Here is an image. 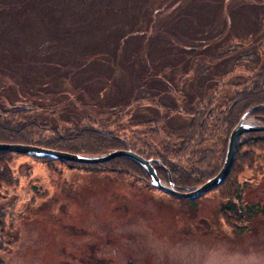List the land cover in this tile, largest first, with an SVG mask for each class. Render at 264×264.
I'll return each mask as SVG.
<instances>
[{
    "label": "rangeland",
    "instance_id": "rangeland-1",
    "mask_svg": "<svg viewBox=\"0 0 264 264\" xmlns=\"http://www.w3.org/2000/svg\"><path fill=\"white\" fill-rule=\"evenodd\" d=\"M52 1L0 0L3 104L29 96L45 110L40 120L52 126L96 117L173 169L223 168L231 133L213 120L264 72V0ZM137 27L135 35L120 37ZM65 30L74 32L69 39L55 33ZM211 99L215 110L206 107L214 113L200 147L198 135L182 150L186 144L177 137L201 119L200 106ZM245 140L232 177L194 199L159 191L138 171L91 173L14 155L17 184L0 196V258L5 264H264V142L249 166ZM239 190L244 209L261 211L253 218L245 212L239 220L227 208L239 203Z\"/></svg>",
    "mask_w": 264,
    "mask_h": 264
},
{
    "label": "trees",
    "instance_id": "trees-1",
    "mask_svg": "<svg viewBox=\"0 0 264 264\" xmlns=\"http://www.w3.org/2000/svg\"><path fill=\"white\" fill-rule=\"evenodd\" d=\"M53 4V2L51 0ZM64 2L61 3L63 5ZM63 6H61L62 8ZM42 11V10H40ZM50 13V12H49ZM54 13V12H53ZM77 20L75 21V23ZM75 25V24H73ZM131 29V28H130ZM141 27H137L135 30L130 32H125L120 37L124 38L129 35V33L136 34L140 30ZM61 39H69V35H73L72 30H65L60 32H55ZM56 39H54L55 41ZM53 41V42H54ZM57 42V40H56ZM260 75V74H259ZM258 75V76H259ZM53 77V76H52ZM26 79L27 82L30 83L31 78L30 76L22 77ZM55 79V77H53ZM33 84V82H32ZM34 85V84H33ZM5 88V87H3ZM2 89V88H1ZM0 89V90H1ZM3 94V91L0 92V95ZM17 95V92L15 93ZM236 98L234 101L227 103L224 112H220L215 114V120H213V125H217L218 128L225 126V130H228L230 134L231 131L234 129L235 126L240 122L239 120L248 113V111L252 110L253 108L258 107L259 105H264V72L261 75L253 79L251 85H247V87L241 91L236 93ZM8 96V94H6ZM205 106L200 109L198 112L201 114V119L197 118L198 120L196 123L194 122L192 127L188 130L185 135H181L177 137L176 141H179L186 144L182 150L187 151L188 144L194 139L196 140L197 136L199 135V139L197 140L199 143H196L195 146H199L202 143V139L205 135V131L207 129V125L209 124V120L211 119L212 115L215 110L214 99H211V102L208 101ZM210 106L213 108L210 112L207 110L206 107ZM43 107L41 106L40 102L34 101L29 96H24L23 98L19 99L18 101L14 102L11 105L3 104L0 101V143H19V144H29V145H36L41 147H47L51 149H56L60 151L70 152L74 154H84V155H99L104 154L116 149H131L138 154L142 155L147 159H152V154L148 153L147 151L138 150L135 146L130 145L124 137L120 135V133L112 132L107 129H104L102 121L100 122L99 119L96 117H90L85 120L82 124H76L73 126L65 127V126H52L48 120L42 119L40 120ZM124 110V109H123ZM45 112V110H44ZM184 112V111H183ZM209 113V114H208ZM185 114L190 115L189 113L185 112ZM217 115V116H216ZM258 121L264 122V108H259L258 110L254 111L251 114ZM194 119V118H193ZM149 125V121L147 122ZM121 130V128H120ZM48 132H51V135H48ZM246 139L244 143L249 145L250 144V155L251 160L249 163L252 165L253 163L258 162V157L256 153L258 150H261L260 144L264 142V132H249V134H245L241 137L236 153V159L233 164V168L229 173L225 182L220 185L219 187L223 186L234 174L236 171L237 163L239 161V153L241 150L242 140ZM177 145V144H176ZM263 143L261 144V146ZM264 147V146H263ZM178 153L181 151L177 150ZM19 155L13 152H0V196L1 192L4 189H9L15 187L17 184V180L15 179L13 170H12V163H13V156ZM162 157V156H161ZM162 159L163 166H157L156 169L160 174H163L168 179V171L172 176V180L178 185H188V186H195L206 183L207 180L213 178L217 175V173L222 169L220 167L217 168L214 172H209L207 170H197V171H185L189 174L190 178L184 176V170L173 169L169 166L167 158ZM205 158V159H204ZM209 156H203L202 160H207ZM37 159V158H36ZM44 163H48L52 165L54 162L61 163L66 165L70 169L74 170H85L91 173L93 172H105V173H124L130 174L134 176L135 172H140L145 175H148L146 170L137 164L136 162L127 159V158H115L109 162L100 163V164H83L77 163L72 161H56L53 159H38ZM201 160V161H202ZM204 161V162H205ZM209 162V161H208ZM224 164V163H223ZM222 167V166H221ZM195 170V169H194ZM193 184L190 182L191 180ZM217 187V189L219 188ZM238 188V186H237ZM217 189H214L217 190ZM1 198V197H0ZM236 199L239 200V203L234 201H230L229 206L227 208L233 209L232 211L239 217V220L242 219V216L245 212H248L249 217H252L260 213L261 211L257 207V205H252L244 209L242 206V193L238 192L236 195ZM239 204V206H238ZM4 217V216H3ZM4 224L2 221H0ZM241 222V221H240ZM3 247H0V251ZM102 262L101 264H103ZM0 264H5L4 260L0 258ZM110 264V263H109Z\"/></svg>",
    "mask_w": 264,
    "mask_h": 264
},
{
    "label": "water",
    "instance_id": "water-1",
    "mask_svg": "<svg viewBox=\"0 0 264 264\" xmlns=\"http://www.w3.org/2000/svg\"><path fill=\"white\" fill-rule=\"evenodd\" d=\"M259 108H264V105H259L258 107L248 111V113L240 119V122L232 130L228 141L229 145L226 153V160L222 166L223 168L217 173L215 177L210 178L204 184L195 186V188L178 187L172 180L170 174L168 180L169 184L162 181L153 165L156 161L146 159L131 149H117L101 155H84L29 144L0 143V152H13L17 154L28 155L34 158L53 159L57 161H72L83 164H100L109 162L119 157L127 158L136 162L148 172L151 178L152 186L158 190H162L169 195H174L182 199H194L195 197L203 196L206 193L217 189V187L225 182L233 168L232 166L237 156L236 153L239 145L238 142L243 135L249 134V132H264V123L255 121V118L250 117V115ZM160 162L158 163L160 164Z\"/></svg>",
    "mask_w": 264,
    "mask_h": 264
}]
</instances>
